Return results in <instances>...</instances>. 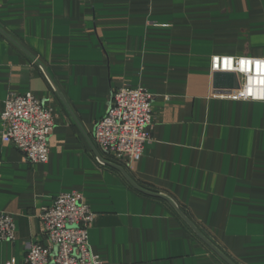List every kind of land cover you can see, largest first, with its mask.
<instances>
[{
  "label": "crops",
  "instance_id": "crops-1",
  "mask_svg": "<svg viewBox=\"0 0 264 264\" xmlns=\"http://www.w3.org/2000/svg\"><path fill=\"white\" fill-rule=\"evenodd\" d=\"M215 56L264 59V0H0V114L30 93L55 119L42 165L1 141L0 120V216L15 224L0 264L47 242L41 210L72 191L103 264H264V102L223 97ZM138 87L151 142L130 162L93 129Z\"/></svg>",
  "mask_w": 264,
  "mask_h": 264
},
{
  "label": "built area",
  "instance_id": "built-area-1",
  "mask_svg": "<svg viewBox=\"0 0 264 264\" xmlns=\"http://www.w3.org/2000/svg\"><path fill=\"white\" fill-rule=\"evenodd\" d=\"M225 60L231 61L227 70L223 69ZM240 60L251 61L252 64L242 66ZM261 62L264 59L212 57L213 73L233 74L238 81V89L222 96L234 101L264 102V97H256L250 92L249 86V75L260 67ZM152 99L153 96L140 87L115 90L105 115L94 124L93 139L98 148L112 157L137 162L145 145L151 142ZM0 120L3 128L1 141L14 146L24 162L29 165L48 162V141L55 119L40 100L30 93L8 95ZM96 161L103 164L101 159L96 158ZM39 218L47 242L29 244L23 264H103L89 247L88 231L94 213L80 193L72 191L59 194L49 207L41 210ZM14 239L13 219L1 215L0 241ZM7 264H13V261Z\"/></svg>",
  "mask_w": 264,
  "mask_h": 264
},
{
  "label": "water",
  "instance_id": "water-1",
  "mask_svg": "<svg viewBox=\"0 0 264 264\" xmlns=\"http://www.w3.org/2000/svg\"><path fill=\"white\" fill-rule=\"evenodd\" d=\"M214 84L219 81V84L215 85L217 88L223 89V92H229L231 90L238 89V81L233 74L215 73L213 75ZM182 216V215H181ZM183 217V216H182ZM184 218V217H183ZM193 228V227H192ZM195 230V228H193ZM196 231V230H195ZM197 232V231H196ZM198 234V232H197ZM201 237V236H200ZM202 238V237H201ZM203 239V238H202ZM204 240V239H203ZM205 241V240H204ZM225 259V258H224Z\"/></svg>",
  "mask_w": 264,
  "mask_h": 264
},
{
  "label": "bare ground",
  "instance_id": "bare-ground-1",
  "mask_svg": "<svg viewBox=\"0 0 264 264\" xmlns=\"http://www.w3.org/2000/svg\"><path fill=\"white\" fill-rule=\"evenodd\" d=\"M250 92L256 97H264V75H249Z\"/></svg>",
  "mask_w": 264,
  "mask_h": 264
},
{
  "label": "snow or ice",
  "instance_id": "snow-or-ice-1",
  "mask_svg": "<svg viewBox=\"0 0 264 264\" xmlns=\"http://www.w3.org/2000/svg\"><path fill=\"white\" fill-rule=\"evenodd\" d=\"M239 63L244 66V65H251V61H246V60H240ZM225 67H230L231 66V61L230 60H225L224 61ZM243 70V67H242ZM250 70V69H249Z\"/></svg>",
  "mask_w": 264,
  "mask_h": 264
},
{
  "label": "clouds",
  "instance_id": "clouds-1",
  "mask_svg": "<svg viewBox=\"0 0 264 264\" xmlns=\"http://www.w3.org/2000/svg\"><path fill=\"white\" fill-rule=\"evenodd\" d=\"M260 70H261L262 72H264V62H261Z\"/></svg>",
  "mask_w": 264,
  "mask_h": 264
}]
</instances>
